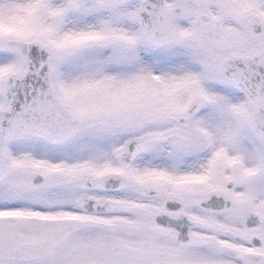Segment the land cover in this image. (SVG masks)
Returning a JSON list of instances; mask_svg holds the SVG:
<instances>
[{"label":"snow or ice","instance_id":"snow-or-ice-1","mask_svg":"<svg viewBox=\"0 0 264 264\" xmlns=\"http://www.w3.org/2000/svg\"><path fill=\"white\" fill-rule=\"evenodd\" d=\"M0 264H264V0H0Z\"/></svg>","mask_w":264,"mask_h":264}]
</instances>
